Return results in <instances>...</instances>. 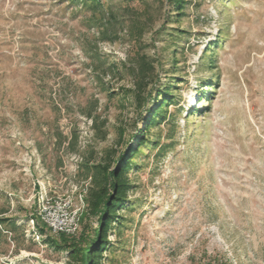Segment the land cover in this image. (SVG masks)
<instances>
[{
  "label": "rangeland",
  "instance_id": "obj_1",
  "mask_svg": "<svg viewBox=\"0 0 264 264\" xmlns=\"http://www.w3.org/2000/svg\"><path fill=\"white\" fill-rule=\"evenodd\" d=\"M121 1L107 0L111 19L0 0V264H77L64 239L100 227L85 201L93 167L115 170L141 135L170 151L136 156L103 264H264V0H146L138 47L154 73L140 105L122 71L136 46ZM164 91L168 115L182 111L172 141L170 126L143 134L149 95Z\"/></svg>",
  "mask_w": 264,
  "mask_h": 264
},
{
  "label": "trees",
  "instance_id": "obj_2",
  "mask_svg": "<svg viewBox=\"0 0 264 264\" xmlns=\"http://www.w3.org/2000/svg\"><path fill=\"white\" fill-rule=\"evenodd\" d=\"M73 6H82L86 11H91L92 13H103L104 6L107 0H67ZM121 8L123 10L122 16H129V25L128 32L133 42L136 46L135 52L132 55V58L128 61V65H123V70L128 77H130L131 82L134 86V93L136 95L139 105L145 100L142 97L145 91L148 89L151 79L154 73L153 61L149 59L146 54L140 52L138 47L139 41L143 37V30L145 26L150 24V15L148 13V3L146 0H122ZM175 6L180 10L183 9L184 0H174ZM111 19H116V13L114 10L109 8L107 12ZM98 28H103V25H97ZM218 42H213L205 52H215L217 50ZM119 74L122 73L120 69H117ZM121 72V73H120ZM159 96V98H158ZM151 101L155 102V107L150 109L148 112V117L145 121V131L143 134H147L152 128L156 126L169 127L171 134L167 137V141H172V134L175 131L174 122L176 116L181 114V110H178L175 114L168 115L167 106L175 104L176 98L173 97L172 91H164L159 95L155 96V99L152 98V95H149ZM203 99H201L202 101ZM160 101L162 105L160 106ZM159 107V108H158ZM199 113V110L192 109L189 111V114L192 112ZM161 128V131L164 129ZM144 136V135H143ZM170 144V143H169ZM162 143V137L158 136L157 138L142 139V135L139 136L137 140V145H141L140 149L133 151L136 148V145L130 146L127 157L118 164L115 170H110L111 167H103L97 165L93 167L91 172V185L88 193L85 196L86 206L88 212L91 215L97 216L99 220L100 227L97 229H87L88 236L81 238L80 241L74 239L73 241H67L64 239V242H70L66 245L70 250V258L77 264H103L105 259V253H111L117 245H113L108 241L109 234L114 230L115 234L121 235V233L126 228V217L125 215H118L119 211L122 208H130V202L128 201V194L132 190V184L130 183L127 173L133 167L138 166L134 161L136 156L142 152L143 148L151 149L152 152L158 151L157 158L165 156L170 151V145ZM132 151V153H131ZM142 154L146 155L145 152ZM132 157V158H130ZM131 159V160H130ZM120 160V159H119ZM114 159H111V162H114ZM110 189L112 192L110 193ZM136 207H132L128 213L130 214ZM1 224H7L4 220H0ZM103 225V226H102ZM11 232L16 230V224L13 223L9 225ZM102 229V230H101ZM122 231V232H121ZM55 246H58V243L55 241H50ZM86 242V243H85ZM84 244V246H83ZM206 264H214L212 261Z\"/></svg>",
  "mask_w": 264,
  "mask_h": 264
}]
</instances>
